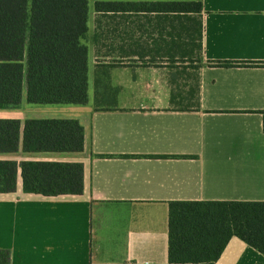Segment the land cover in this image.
<instances>
[{
    "label": "crops",
    "instance_id": "0c3cea01",
    "mask_svg": "<svg viewBox=\"0 0 264 264\" xmlns=\"http://www.w3.org/2000/svg\"><path fill=\"white\" fill-rule=\"evenodd\" d=\"M83 42L86 104L25 93L0 108L22 133L29 118H75L85 132L82 152L0 153L84 163L81 195L26 193L21 174L0 193L11 264H169L171 201H264V65L212 64L264 62V0H89ZM215 264H264V254L234 236Z\"/></svg>",
    "mask_w": 264,
    "mask_h": 264
},
{
    "label": "trees",
    "instance_id": "16d2710c",
    "mask_svg": "<svg viewBox=\"0 0 264 264\" xmlns=\"http://www.w3.org/2000/svg\"><path fill=\"white\" fill-rule=\"evenodd\" d=\"M119 4L97 2L96 6ZM163 5L183 11L203 8L202 2ZM88 9L89 0H0V108L18 106L25 93L32 104L89 101L88 47L83 42ZM212 64L259 66L264 62ZM21 148L25 152H82L84 126L75 118H29L22 133L19 119L0 118V153ZM19 172L26 193L61 196L84 192L82 162L8 159L0 160V193L17 190ZM234 236L264 254V201L170 202L169 264H215ZM11 262V250L0 248V264Z\"/></svg>",
    "mask_w": 264,
    "mask_h": 264
},
{
    "label": "rangeland",
    "instance_id": "374dc122",
    "mask_svg": "<svg viewBox=\"0 0 264 264\" xmlns=\"http://www.w3.org/2000/svg\"><path fill=\"white\" fill-rule=\"evenodd\" d=\"M54 105H62V104H50V106H54ZM63 105H66V104H63ZM19 174H21V172H19Z\"/></svg>",
    "mask_w": 264,
    "mask_h": 264
}]
</instances>
